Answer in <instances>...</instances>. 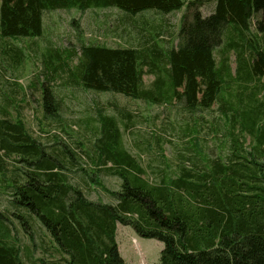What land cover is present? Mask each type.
Listing matches in <instances>:
<instances>
[{
  "label": "trees",
  "instance_id": "1",
  "mask_svg": "<svg viewBox=\"0 0 264 264\" xmlns=\"http://www.w3.org/2000/svg\"><path fill=\"white\" fill-rule=\"evenodd\" d=\"M211 2L215 10L204 17L201 8ZM73 8L82 12L117 8L129 17L147 10L167 16L186 9L177 46L163 48L153 37L137 47L82 44L77 64L68 71L71 80L86 90L155 105L178 100L194 115L222 99L225 83V91L235 80L256 84L239 85L235 103L220 107L223 115L232 112L229 122L238 130L237 136L231 133L232 151L226 161L199 165L186 156L174 176L158 169L153 172L156 179L146 178V170L123 146L118 122L103 117L95 144L99 168L92 171L90 182L107 192L113 203L87 198L71 183L62 160L32 136L21 118L8 117L0 102V174L7 173L11 158L19 165L8 188L12 189L9 213L33 240L32 219H38L54 251L62 254L39 263L126 264L116 240L121 224L141 238L163 243L158 264H264V42L258 43L257 34L247 38L254 17L257 31L264 33V0H0V39L42 37L46 12ZM72 24L79 28L77 20ZM228 28L233 31L229 36ZM222 45L217 63L215 52ZM232 51L234 72L228 57ZM6 53H13L14 63L22 61L19 48ZM49 62L48 68L55 67L53 60ZM145 75L155 77L149 88L144 86ZM246 92L251 104L242 111L234 105L246 104L241 98ZM43 100L46 115L55 117L59 102L45 83ZM244 135L253 141L250 152ZM103 172L118 177L121 189L106 188L99 178ZM8 218L0 211V264H26L21 248L8 241L9 224H14ZM50 249L45 247L46 252Z\"/></svg>",
  "mask_w": 264,
  "mask_h": 264
},
{
  "label": "rangeland",
  "instance_id": "2",
  "mask_svg": "<svg viewBox=\"0 0 264 264\" xmlns=\"http://www.w3.org/2000/svg\"><path fill=\"white\" fill-rule=\"evenodd\" d=\"M215 6L214 2L207 3L201 8L202 15H211ZM185 12L184 8L166 16L155 10H147L129 17L117 8H94L85 12L77 8L59 9L45 13L42 37L0 39V102L7 108L8 117L13 120L21 118L32 136L62 160L71 183L81 187L92 201L114 202L107 192L90 182L92 171L98 172L99 168L95 144L100 137L103 117H113L118 122L122 144L146 170V178L156 179L153 172H158V169H164L174 176L179 171L182 158L186 156L191 155L196 164L208 165L209 160L221 159L225 162L231 155V133L234 129L229 116L232 112L228 110L224 113L229 115H223L220 107L224 102L234 104L239 97V85H247L246 81L235 80L227 91L228 84L225 83L222 99L214 103L210 110H199L193 115L178 100L155 105L116 93L86 90L69 77L68 69H73L77 64L82 44L137 47L153 37L163 48L177 46ZM261 14L262 11L259 19ZM74 20L79 22V28L72 24ZM257 20V17L251 20L247 38L252 39L257 34L258 43L263 44L264 33L257 31ZM230 33L233 31L228 28L227 35ZM13 47L22 51V61L18 64L11 57L13 53H6ZM222 48L223 45L215 52L217 63L222 58ZM56 56L61 59H54ZM228 57L230 69L234 72L237 67L235 52H229ZM49 60L55 64L52 67L54 71L48 68ZM154 80L153 75H145V88L151 87ZM44 83L52 88L59 102L55 117L47 116L44 111ZM255 84L248 85L254 87ZM248 92L241 97L246 104L234 107L242 111L247 109V105L251 104L247 101ZM234 133L237 136L238 130L233 132V136ZM245 135L242 141L246 151L250 152L253 141ZM7 163V173L0 174V211L14 222L13 225L9 224L12 233L8 241H15L21 248L26 264H40L39 259L49 260L51 257L60 259L62 254L54 251L52 240L38 219H32L33 240L31 235L25 233L22 222L10 215L12 189L8 188L19 173L15 170L19 165L13 158ZM82 168L89 173L86 175ZM99 178L109 190L121 189L122 182L118 177L103 172ZM117 229V244L127 264L159 263L164 248L162 242L141 238L130 226L118 224ZM45 247L51 248L50 251L46 252Z\"/></svg>",
  "mask_w": 264,
  "mask_h": 264
},
{
  "label": "crops",
  "instance_id": "3",
  "mask_svg": "<svg viewBox=\"0 0 264 264\" xmlns=\"http://www.w3.org/2000/svg\"><path fill=\"white\" fill-rule=\"evenodd\" d=\"M117 232H118V229H117ZM124 259V258H123ZM124 261H125V259H124ZM125 263L127 264V262L125 261Z\"/></svg>",
  "mask_w": 264,
  "mask_h": 264
}]
</instances>
